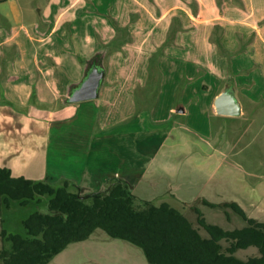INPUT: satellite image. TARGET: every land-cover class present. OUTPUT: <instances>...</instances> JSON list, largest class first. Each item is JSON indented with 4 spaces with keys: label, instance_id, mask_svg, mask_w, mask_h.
Wrapping results in <instances>:
<instances>
[{
    "label": "crops",
    "instance_id": "crops-1",
    "mask_svg": "<svg viewBox=\"0 0 264 264\" xmlns=\"http://www.w3.org/2000/svg\"><path fill=\"white\" fill-rule=\"evenodd\" d=\"M6 1L9 13L0 14V123L9 115L23 125L10 124L8 130L0 124V168L33 181L67 180L81 195L118 179L138 200L173 202L188 218H194L190 207L195 206L205 220L217 211L232 219L231 210L204 202L234 203L247 218L264 223V191L249 204L254 185L243 182L245 202L222 194L232 186L229 171L224 179H196L177 175L189 165L176 168L164 156L159 160L175 125L183 129L190 115L206 117L208 135H195L198 142L207 144L214 137L230 147L240 141L256 145L251 127L258 119V134L264 132V0L218 5L208 20L191 16L190 0H36L37 10L33 0ZM205 11L199 4L198 14ZM99 52L104 77L98 97L67 104L68 94L85 76V60ZM206 71L215 78L201 83L203 94L214 81L217 93L201 104L185 85L193 74L198 78ZM226 89L241 104L237 118L214 112L215 97ZM3 133L13 145L15 139H39L36 163L31 144L10 160ZM250 135L255 139L249 140ZM28 158L34 162L30 168L24 162ZM207 187L223 189L207 193Z\"/></svg>",
    "mask_w": 264,
    "mask_h": 264
},
{
    "label": "trees",
    "instance_id": "trees-1",
    "mask_svg": "<svg viewBox=\"0 0 264 264\" xmlns=\"http://www.w3.org/2000/svg\"><path fill=\"white\" fill-rule=\"evenodd\" d=\"M102 54L85 60L87 69L102 63ZM42 197L47 198L46 212L34 211L22 221L24 235L0 230L1 241L9 245L0 249V264H49L97 231L137 247L147 264H264V223L248 219L234 203L204 202L211 208L229 209L246 223L241 229L225 230L208 223L195 206L190 207L192 221L167 202L154 205L138 200L118 179H109L103 192L80 196L67 180L53 185L12 177L0 168V208L10 201L26 207ZM248 248H255L257 255L235 256Z\"/></svg>",
    "mask_w": 264,
    "mask_h": 264
},
{
    "label": "rangeland",
    "instance_id": "rangeland-1",
    "mask_svg": "<svg viewBox=\"0 0 264 264\" xmlns=\"http://www.w3.org/2000/svg\"><path fill=\"white\" fill-rule=\"evenodd\" d=\"M233 0H190L188 3V10L192 17L195 19H210L216 15L215 9L219 7L218 5L222 4H230ZM199 4L205 5V14H198ZM32 6L34 9H38V2L36 0L32 1ZM213 6V7H212ZM9 13V7L7 1L0 0V14L5 15ZM264 24V23H262ZM3 26L2 20H0V26ZM190 27L195 28L192 23H190ZM244 64L247 66L248 60H242ZM103 65V64H102ZM193 68L189 66V72ZM193 73V72H192ZM189 81L185 86L192 90L191 96L193 99H200L201 104L204 100L207 103L212 101L215 93H217L216 83L211 82V90L206 94H203V90L201 88V83L204 81L209 80L210 78H215V76L210 77L208 71L204 72L202 76L195 77ZM184 84V83H183ZM103 85V81L100 87ZM181 87V84L178 85ZM219 87V86H218ZM101 89V88H100ZM218 89V88H217ZM178 94H181L178 92ZM177 96V95H175ZM184 99H188V96L184 97ZM4 100L2 95L0 94V103ZM95 101V100H93ZM192 110V108H190ZM191 113V111H190ZM194 116L190 115L188 121L183 124L182 128L180 129L175 125V128L172 131L171 137L165 142V145L162 149V152L159 156V160H162V156L166 159V161H170L172 166L179 167L183 164L186 166L189 165L190 169L187 172H175L178 174H189L191 178H200L201 179H224L225 172L229 171L230 177H227L228 180L232 182V186L225 188L228 193L222 192L224 196L226 195H237L241 199H245L247 196L245 190V184L254 185L255 187H250L251 192L249 194L251 196L246 199L249 204H253L254 199H258L261 196L262 191H264V187H260V185H264V146L261 144L264 143V132L258 134L260 130V125L262 120L258 119L259 123H254V126L251 127L253 131V136H257L259 139L256 141L255 138H251L250 135L249 140H254L256 145H251L250 147H246L241 141L240 144L234 145L230 147V145L225 143H220L217 139L215 140L214 137L209 138L207 140V144L203 142H198L197 137H202L201 135H208L206 133L207 125H206V117H201L200 120L194 119ZM12 116L4 117V123H0L1 125L7 124V129L10 130V124H13L14 127H19V125H23L18 120V123H14L16 119H13ZM5 120H9V122H5ZM27 126H31L28 124ZM3 131L8 133L6 129ZM203 133V134H202ZM213 133V131H212ZM4 134V133H3ZM5 135V134H4ZM5 135V137H7ZM197 137H196V136ZM260 135V136H259ZM252 136V137H253ZM12 137H7L5 141H3L2 145L6 147V149L11 153L12 157H17V155H13V153L18 154L20 153V148H22V152H26L25 147H30V151L32 149L33 153L35 154V163L36 160L39 158V151L41 149L39 139H15L14 145L11 144ZM26 143L25 146H19L21 143ZM262 142V143H260ZM23 143V144H24ZM31 144V145H30ZM224 144V145H223ZM30 145V146H29ZM214 147L218 149L217 152L214 151ZM15 151V152H13ZM173 151V153H171ZM19 160V158H18ZM30 160L32 158H28L25 163L29 164L28 168L31 167L32 163ZM13 162H16V159H13ZM21 162V161H20ZM183 163V164H182ZM35 165V164H34ZM193 166L196 167L194 170ZM34 167V166H33ZM32 171V170H31ZM24 172V171H21ZM35 173V172H34ZM175 173V174H176ZM200 176V177H199ZM232 176V178H231ZM245 182V184L243 183ZM50 183V182H49ZM59 183V184H58ZM53 185H60V182H51ZM108 184V180L105 182L103 189L99 192H103L106 190ZM219 189L223 188H214V187H207V193L216 192ZM196 191V188H194ZM259 190V191H258ZM79 192V191H78ZM99 192H94L99 193ZM221 193V191H218ZM195 194V193H194ZM193 194V195H194ZM80 196H86L87 194H79ZM90 195V194H89ZM245 202V200L243 201ZM46 203L47 198L42 197L40 198V202H33L31 201L28 206L21 207L19 206L18 202L10 201L7 205H2L0 208V230H5L11 234L17 235H24L25 230L22 227V221L32 212L39 211L41 213L46 212ZM154 205H158L157 202H153ZM172 206L180 207L179 205H175V203H171ZM183 210V208H181ZM182 212V211H181ZM188 214L191 211H187ZM222 212V213H221ZM219 214L218 211L213 214L211 218H207L206 221L209 223H214L217 226L223 229H241L246 226L245 221L241 219L240 216H236L235 213L232 211V219L231 218H223L224 211H221ZM206 214L208 210L205 211ZM187 214V213H186ZM219 214V215H217ZM230 214V213H229ZM190 215V214H189ZM207 215V216H208ZM245 215V213H244ZM246 216V215H245ZM247 217V216H246ZM194 221V218H190ZM250 219V218H248ZM255 220V219H252ZM257 221V220H255ZM259 222V221H257ZM260 223V222H259ZM5 246L6 243L1 241L0 239V249L2 246ZM9 245H6V248ZM242 255V256H241ZM257 255V251L255 248H249L246 250L238 251L235 256L240 259H246L247 257H254ZM49 264H147L143 254L140 249L134 247L128 243L119 241V240H112L106 237L101 231L95 232L92 237L83 243L75 244L72 247L67 248L61 254L57 255Z\"/></svg>",
    "mask_w": 264,
    "mask_h": 264
},
{
    "label": "water",
    "instance_id": "water-1",
    "mask_svg": "<svg viewBox=\"0 0 264 264\" xmlns=\"http://www.w3.org/2000/svg\"><path fill=\"white\" fill-rule=\"evenodd\" d=\"M103 77V65L101 62H96L86 70L80 84L68 94L67 103L78 104L95 100L98 97ZM213 109L215 114L220 117L237 118L241 116L242 112L241 104L232 89H226L215 97Z\"/></svg>",
    "mask_w": 264,
    "mask_h": 264
}]
</instances>
